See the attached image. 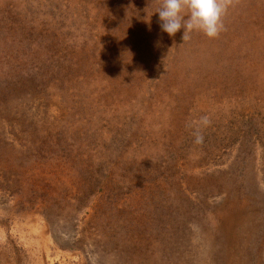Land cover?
<instances>
[{"label": "rangeland", "instance_id": "obj_1", "mask_svg": "<svg viewBox=\"0 0 264 264\" xmlns=\"http://www.w3.org/2000/svg\"><path fill=\"white\" fill-rule=\"evenodd\" d=\"M160 5L0 0V264H264V0Z\"/></svg>", "mask_w": 264, "mask_h": 264}, {"label": "clouds", "instance_id": "obj_2", "mask_svg": "<svg viewBox=\"0 0 264 264\" xmlns=\"http://www.w3.org/2000/svg\"><path fill=\"white\" fill-rule=\"evenodd\" d=\"M233 0H161L157 10L161 29L169 36L183 29L182 40L191 38L193 31L208 38L217 37L224 29L223 17ZM187 13L185 16L183 13ZM197 142H202L199 137Z\"/></svg>", "mask_w": 264, "mask_h": 264}]
</instances>
